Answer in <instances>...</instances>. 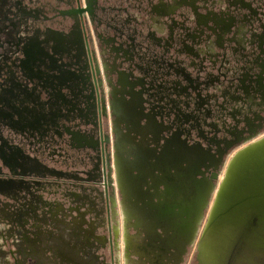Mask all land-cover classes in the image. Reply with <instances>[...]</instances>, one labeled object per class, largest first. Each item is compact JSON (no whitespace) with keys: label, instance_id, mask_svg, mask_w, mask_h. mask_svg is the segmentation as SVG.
Returning a JSON list of instances; mask_svg holds the SVG:
<instances>
[{"label":"flooded vegetation","instance_id":"flooded-vegetation-1","mask_svg":"<svg viewBox=\"0 0 264 264\" xmlns=\"http://www.w3.org/2000/svg\"><path fill=\"white\" fill-rule=\"evenodd\" d=\"M61 1L0 0V194L116 181L155 252L182 251L224 160L264 135V0Z\"/></svg>","mask_w":264,"mask_h":264},{"label":"rangeland","instance_id":"rangeland-1","mask_svg":"<svg viewBox=\"0 0 264 264\" xmlns=\"http://www.w3.org/2000/svg\"><path fill=\"white\" fill-rule=\"evenodd\" d=\"M234 153L224 160L219 173L225 170ZM68 170L72 171L71 168ZM213 199L212 193L190 243L182 251L175 249L162 253L171 260L167 264H198L199 245L208 227V217L212 209L210 203ZM123 202L125 201L116 181L113 187L106 190V185L80 183L54 176H47L42 184L29 188L17 198L0 194V250L3 252L0 255V264H38L34 258L25 259L17 244L24 236L35 238L34 226L38 222L37 218L48 214L50 210H58L60 218L65 220L64 228L67 232L63 233L66 250L46 251L50 264H85L92 256L94 264H123L124 258L127 259L128 256L133 259L132 262L140 263L133 246L126 244L140 232L129 225L124 243L122 235L116 237L114 233L115 223L118 226L122 220L120 206ZM113 208L118 212L116 216L113 215ZM74 221L78 222L77 229ZM46 228L53 235H60L57 227L48 225ZM71 249L73 252L77 251L80 257L78 261L69 259L68 253Z\"/></svg>","mask_w":264,"mask_h":264},{"label":"bare ground","instance_id":"bare-ground-1","mask_svg":"<svg viewBox=\"0 0 264 264\" xmlns=\"http://www.w3.org/2000/svg\"><path fill=\"white\" fill-rule=\"evenodd\" d=\"M262 140H264V135L254 139L242 149L234 153V155L230 157L231 159L228 161L225 170L220 172L218 183L213 191L214 199L210 203L212 209L208 217L209 220L212 218V211L218 193L226 180L228 169L234 159L243 150ZM116 205H118V203ZM120 210L122 220L119 222L118 226L115 223V236L118 237L119 234L122 235V243H124L126 241L125 238L127 237L126 230L129 225L140 232L138 236L126 242L129 246H133L132 249H134V253L140 259V263L132 262L133 259L128 256L127 259L124 258L123 264H167V261H171L170 258H166L163 254L156 253L151 243L148 242L147 235L145 234L146 223L141 217L137 216V211L125 202H123V204L121 203ZM57 211L58 210H50L48 214L46 213L38 217V222L35 226V238L32 239L31 242L26 241V239L24 240V250L26 252L36 251L33 252L34 256H30L37 260L38 264L47 263L46 260H48V258L46 257V251L48 249L56 251L59 249L62 251L67 249V246H64L65 238L63 236V233L66 232L64 228V226H66L65 220L62 217L60 218ZM117 214L118 212L116 211V215ZM74 224L75 228L78 227L77 221H74ZM48 225L57 227L58 234L60 235H53L52 231L46 228ZM241 228L236 230L228 226L216 224L207 229L204 238L199 245L198 264H264V240L258 235H251V233L248 235V232H244ZM68 254L70 257L69 259L72 261H78L80 259L77 251L73 252L71 249ZM23 256L26 258L25 252L23 253ZM84 263L94 264V256L90 257Z\"/></svg>","mask_w":264,"mask_h":264},{"label":"water","instance_id":"water-1","mask_svg":"<svg viewBox=\"0 0 264 264\" xmlns=\"http://www.w3.org/2000/svg\"><path fill=\"white\" fill-rule=\"evenodd\" d=\"M213 179H218V174ZM215 187L211 182L207 194L201 197L197 225ZM216 224L236 230L242 227L248 235H258L264 240V140L239 153L228 169L207 229Z\"/></svg>","mask_w":264,"mask_h":264},{"label":"crops","instance_id":"crops-1","mask_svg":"<svg viewBox=\"0 0 264 264\" xmlns=\"http://www.w3.org/2000/svg\"><path fill=\"white\" fill-rule=\"evenodd\" d=\"M23 1L25 2L24 3L25 5H33V6H35V5H42V6H44V8L48 12H50L51 7L57 6V5H61V3H62L61 0H23ZM123 1L124 0H121V1L117 2V5H121ZM130 1H131V3L133 5H141L143 0H130ZM133 12L138 16L139 19H144V15H143L144 13L142 14L139 11H133ZM145 20H146V17H145ZM146 23H147V20L145 21V24ZM53 26H56V25H53ZM137 216L140 217L139 214Z\"/></svg>","mask_w":264,"mask_h":264}]
</instances>
